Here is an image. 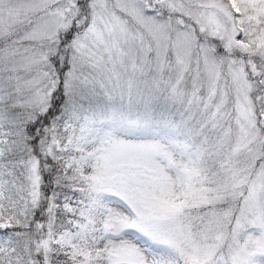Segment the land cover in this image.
<instances>
[{
    "label": "snow or ice",
    "instance_id": "obj_1",
    "mask_svg": "<svg viewBox=\"0 0 264 264\" xmlns=\"http://www.w3.org/2000/svg\"><path fill=\"white\" fill-rule=\"evenodd\" d=\"M0 264H264V0H0Z\"/></svg>",
    "mask_w": 264,
    "mask_h": 264
}]
</instances>
